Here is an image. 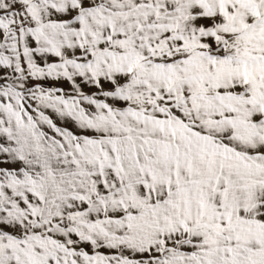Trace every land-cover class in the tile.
Listing matches in <instances>:
<instances>
[{"label":"snow or ice","instance_id":"obj_1","mask_svg":"<svg viewBox=\"0 0 264 264\" xmlns=\"http://www.w3.org/2000/svg\"><path fill=\"white\" fill-rule=\"evenodd\" d=\"M0 264H264V0H0Z\"/></svg>","mask_w":264,"mask_h":264}]
</instances>
